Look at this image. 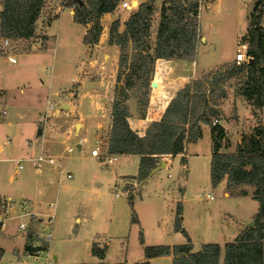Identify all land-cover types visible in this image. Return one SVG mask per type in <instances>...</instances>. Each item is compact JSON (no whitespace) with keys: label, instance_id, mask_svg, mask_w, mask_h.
Returning <instances> with one entry per match:
<instances>
[{"label":"rangeland","instance_id":"1","mask_svg":"<svg viewBox=\"0 0 264 264\" xmlns=\"http://www.w3.org/2000/svg\"><path fill=\"white\" fill-rule=\"evenodd\" d=\"M65 1L67 0H45L37 19L39 21L35 24V29H38L39 34H35L34 37L29 39L11 41V51L16 62H10L6 54L0 53V85L7 89L9 96L6 100L7 103L0 105V122L6 121L3 118H9L13 122L12 126H3L0 131V190L8 194L16 203L15 205L21 200L28 201L29 205L35 201L34 199H28L34 198L32 179L34 180L37 177L33 172V163L28 160L27 156L28 145L27 142L25 143L27 136L25 133L28 131V123L31 127L37 126L39 124L37 122L38 114L48 103H54L56 106L66 100L64 97L65 92L77 85L84 68L83 62H86V59H83L85 48L81 42V29L79 25L73 24L71 21L68 9L61 12L59 20H54L47 26L49 19L56 14L58 5L63 4ZM121 1L115 10V16L119 20L124 15H127L128 18L131 11L134 10L122 8ZM199 1L200 6L202 4L199 14L200 28L212 37L211 47L202 50L198 48L195 61L199 62V68L212 66L231 57L234 61L238 49L245 51L247 47L245 43H242L244 36L238 39L237 44V36L242 34L249 25L250 14L253 12L258 0ZM154 3L155 11L150 18V29L147 37L151 47L154 46L158 23L164 15L161 10L163 0H154ZM132 4L138 5L139 3L133 0ZM112 22L109 25V30ZM116 23H118L117 20ZM260 23L264 26V12ZM43 30L50 36L47 49L35 51L28 55L25 54L26 51H31L33 43L43 41L44 36L41 33ZM2 37L5 36L0 34V44L2 43ZM150 49L152 53V48ZM119 53L118 47V57ZM98 57L102 60V53ZM129 57L131 58L130 54ZM219 65L221 64L208 68L198 78ZM50 67L52 68L51 76L47 73V69ZM152 72H154V65ZM159 72L169 73L168 70H159ZM94 76L100 77V75ZM151 81H155L153 73L147 93H143L144 89L138 87L131 91L132 100L127 102V105L131 106L132 109L135 108L134 113L137 117L142 115L148 106L157 105L159 108L162 107L170 97V94L153 92L157 85L151 86ZM234 83L235 80L230 79L225 85L228 97L221 102L220 107L224 118L227 116L230 119L236 118L234 106L235 97L238 95L235 94ZM106 84L105 90L108 89V84L107 86ZM115 85L116 79L113 84V92ZM175 87L177 88V86ZM20 88H23L24 92L20 93ZM1 94L2 92H0ZM134 95L140 97L143 103L138 104ZM155 95L160 97L156 100V104L155 98L153 99ZM113 96L114 93L112 101ZM2 109L7 112V115H2ZM260 118L261 122H259ZM252 121H257V125H264V114L261 115L259 110L254 109V116L249 124L244 121L242 128L240 127L239 131L237 130L241 139L243 136L250 134L256 126L255 124L254 126L251 125ZM226 126L230 132L229 134H233V138L229 139L225 135L224 139L220 141V151L234 153L238 145L237 143L234 144L237 137L236 132H233L236 129L235 123H226ZM24 129L27 130L23 131ZM5 140H10V143L5 145ZM99 144L106 147L104 143ZM73 148L75 152L78 150L74 145ZM212 150L213 141L210 126L206 124L202 127L201 138L195 143L189 142L185 154L176 155L172 158L170 155L161 156L160 159H170L169 165L159 169L142 185L136 186V189L130 190V195L129 190L121 188L116 190L113 186L110 189L103 187L105 194L100 203L103 208L94 217L91 213H88V209L90 206H95L97 200L93 201L86 209V198L89 196L87 191H78L71 195H67V192L64 193L59 196L63 200H57V212L55 211V217L52 219L53 236L48 244L49 250L47 249L34 257L25 253L21 243L18 245L20 248L18 254L15 249L9 248L4 243L5 253H3L0 264H42L46 261L47 252L51 261L50 264H124L126 261H138L142 258L143 252L139 243L140 231L144 239L150 242L147 245H178L186 242L184 235L174 228L177 202H180L182 206L181 226L190 237L192 250H198L203 243H218L221 247L219 262L222 264L225 242L233 241L239 232L248 226L247 224L241 226L235 235L236 226L239 223L246 222L248 216L253 217L257 212L258 203L251 197V194L230 193L224 181L214 187L212 186L210 179ZM121 156L119 163H123V172L133 173L136 169L138 170L139 159L136 156ZM19 162L23 165V169L19 175H15V169ZM158 164L159 162L156 165ZM28 174L31 175V180H28ZM67 181L65 184H67ZM130 182L134 186L135 181L130 179ZM53 185L55 189V184ZM240 188H245L250 193L253 190L252 186H242ZM238 190L239 188L235 189V191ZM224 191L228 192L229 195L225 196ZM207 192L212 193L214 198L208 199L206 197ZM115 193L118 195H115ZM54 200L53 193L46 202ZM64 200H69V208H65ZM106 211L108 213L105 215ZM133 212L139 219L138 224L131 223L130 219ZM74 213L79 215L80 218L85 217V220L83 219L81 223L76 222ZM19 221L18 219L15 221L14 219L9 220L5 232H8L15 224L17 225ZM93 233L105 237L106 241L108 240L107 253L103 263H99V260L89 253V249L84 248L83 242H78V239L86 238L87 235ZM78 243H82V246H77ZM50 245L51 248L53 247L52 249H50ZM54 255L57 257L56 260L53 258ZM153 264H172L171 256L161 257Z\"/></svg>","mask_w":264,"mask_h":264},{"label":"trees","instance_id":"2","mask_svg":"<svg viewBox=\"0 0 264 264\" xmlns=\"http://www.w3.org/2000/svg\"><path fill=\"white\" fill-rule=\"evenodd\" d=\"M153 1L139 3L124 21L121 32L117 31L116 21L110 26L109 42L115 43L120 53L107 152L138 155L136 179L142 181L150 175L161 156L182 153L187 143H195L201 138V125H209L213 141L210 158L212 186L225 180L230 193L251 194L258 203L257 212L252 217L254 225L242 229L233 241L225 242L222 264H264V125H256L250 134L243 136L234 153H223L220 141L225 137L224 128L213 124L214 119L223 118L220 107L228 97L225 85L230 79L235 80L236 95L242 96L254 109L264 108V26L260 23L264 0L255 4L243 35L242 43L247 45L244 53L247 58L253 59L252 62H237L234 59L204 73L201 78L186 82L170 99L160 119L151 121L144 135H139L127 119L130 115L127 101L132 97L131 91L138 87L147 93L157 58L195 61L201 37L199 0H163L161 10L164 15L158 23L154 46L151 47L147 37L150 18L155 11ZM119 2L67 0L64 4L73 8L75 22L84 26L90 24L82 39L84 44L90 45L99 40L102 30L100 17L115 12ZM43 4L44 0H2L1 36L13 40L34 37L35 24ZM134 97L138 104L143 103L140 97ZM242 186H252L253 190L250 193L240 188ZM237 188L239 190L235 191ZM181 214L182 206L177 202L174 228L184 235L186 242L173 246L143 245L140 232L139 242L143 245L144 258L131 264H150L151 258L162 255H170L172 264H219L221 247L218 243H203L198 250H192L190 237L181 226ZM131 220L136 221L134 212ZM24 236L23 250L32 254L30 252L37 249L27 244L36 239L32 225ZM105 249L93 243L91 253L102 259Z\"/></svg>","mask_w":264,"mask_h":264},{"label":"crops","instance_id":"3","mask_svg":"<svg viewBox=\"0 0 264 264\" xmlns=\"http://www.w3.org/2000/svg\"><path fill=\"white\" fill-rule=\"evenodd\" d=\"M137 3H141L146 0H136ZM66 2V1H65ZM63 4L58 5V10L55 14V17L47 23V26L50 25L54 20L60 19V14L63 10L68 9L71 15V21L73 24L79 25L81 29V42L83 47L85 48V56L83 59H86V62H83L84 68L79 77V82L77 85L73 86L69 91L65 92V101L61 104L56 105L54 103H48L44 109L39 112L38 120L39 123L35 127H31L30 123H28V131L25 133L27 136L25 138V143L28 145V160L33 163L34 167V175L37 177L32 181V189H33V197L28 199H34V203L31 202L29 205V210L36 213L39 218H44L45 216H52V219L55 217V211L57 210V200H63L62 197H59L67 192V195H71L72 193L78 191H87L89 196L86 198V209L93 202L96 201L95 206H90L88 209V213H91L94 216L99 214L102 211L103 206L100 204L105 194L104 188H109L111 186L114 189L118 190V188L124 190H134L136 186L142 185L145 181H147L150 177H152L157 171L150 174L145 180L138 181L136 179V175L138 170L136 169L133 173H125L123 172V163H119L121 155L128 156H136L139 159L138 155L135 154H110L107 152V140L109 136V129L112 120L111 115V101L113 95V84L116 79L117 67H118V47L115 43L109 42V25L112 21H118L117 31L121 32L124 28V21L127 18V15H124L120 20L115 16V12H108L103 14L100 17V24L102 26L101 34L99 40L93 44H84L82 39L89 28L90 24L84 26L73 20L74 10L72 7L66 6ZM154 3V1H153ZM2 0H0V10H1ZM155 4V3H154ZM155 6V5H154ZM157 6V5H156ZM202 4L200 6L201 11ZM200 14V12H199ZM39 21V20H37ZM36 21V22H37ZM237 36V44L238 39L243 36L247 30ZM48 32V31H47ZM43 34V41H37L32 44L31 51H26L25 54H31L35 51H43L47 49L48 42L50 41V36L46 33L45 30L41 32ZM35 34H39L38 29H35ZM200 44L198 48L200 50L211 47L212 37L208 36L206 33L202 31L200 28ZM35 36V35H34ZM44 42V43H43ZM43 44V45H42ZM214 48V47H213ZM102 53V60L98 55ZM233 60V57L228 60H224L221 62H217L212 66H207L204 68H199V62L189 61L185 59L174 60V59H163L157 58L154 60V74L155 82L157 88L153 90V92H159L158 94H170L169 98L164 102L162 107L156 106H148L146 111L139 117L135 116V108H129V116L128 122L130 127L139 135H144L145 129L149 122L153 120H158L162 116L165 107L167 106L169 100L173 96V93L184 84V82L198 78L202 75V72L206 71L208 68H212L218 64H223ZM160 71H167L168 74ZM52 68L47 69V73L51 76ZM94 75H100V77H95ZM108 84V89H106L105 84ZM106 84V86H107ZM174 85V86H171ZM177 86V88L175 87ZM20 93L24 92L23 88L19 89ZM0 95L2 102L0 105H3L6 102L7 98H9L7 94V89L4 86L0 85ZM152 92V93H153ZM67 95V96H66ZM132 97L128 99L129 102ZM158 100L160 97L158 95L153 96ZM235 111L236 118L230 119L228 116L226 118L219 119L218 124L222 125L225 131V135L228 136L229 139L233 138V134L230 135L228 131V127L226 123H235L236 129L233 132H236V139L234 144H239L241 142V138L239 132V128H242V124L244 121H247V124L252 120L254 116V108L247 102L242 96L235 97ZM4 110V109H2ZM259 110L261 115L264 114V108L256 109ZM2 115H7V112ZM46 114V117L43 115ZM7 117V116H6ZM42 121H41V119ZM6 119L5 122H0V131L3 129V126H12L13 122L9 118ZM249 119V120H247ZM260 120V121H259ZM258 121L261 122V118ZM231 121V122H230ZM258 124L256 121H252V126ZM202 124L201 127H203ZM24 129L23 131H26ZM232 133V132H231ZM200 139V138H199ZM104 141V142H103ZM10 143V140H5L4 144L7 145ZM99 143H104L106 147L101 146ZM193 143V142H190ZM78 149L75 152L73 145ZM189 144V143H188ZM185 149L187 148V145ZM96 146L100 147L99 155H92L91 149ZM71 147L69 151L68 148ZM185 149L182 153L177 155L185 154ZM1 150V147H0ZM44 150L46 153L50 154L54 159L53 163L41 162L38 165L34 163L33 158L36 157L38 151ZM176 156V155H175ZM174 156H171V158ZM166 166L169 165L170 159H164ZM168 160V162H167ZM139 163V161H138ZM138 167V164H137ZM22 168L15 175H19ZM67 174L71 176L68 177ZM31 175L28 174V180H31ZM55 178V179H54ZM134 180L136 184L133 186L126 182ZM71 180V181H67ZM67 181V184L65 182ZM226 182L225 180H223ZM63 182V183H62ZM62 183V184H61ZM55 184V189L54 185ZM1 185V183H0ZM128 191V192H129ZM131 191L129 195L131 194ZM54 193L55 200L49 201L46 200ZM225 196H228V192H223ZM115 195H118L115 193ZM0 196L6 197L10 200L12 198L1 192ZM13 201V200H12ZM65 208H69V200H64L63 202ZM21 210L18 205H14L12 208V214L18 215ZM57 212V211H56ZM108 211L105 212V215ZM133 214V213H132ZM74 220L76 222H82L85 217L80 218L79 215L74 213ZM103 217V216H101ZM136 217V221H132L131 223L138 224L139 219ZM17 218H14V221ZM252 220V216H248V220L244 223H239L236 226L234 233L235 235L239 231L241 226L246 225L248 222ZM53 221V220H52ZM53 225V223H52ZM4 232V234H3ZM0 235V250L2 253H5V248L3 244L8 245L9 248L15 249L18 254L20 248L18 247L19 243L22 244V248L25 243V236L23 232L17 230V225L9 229L8 232L3 231ZM141 232V231H140ZM139 232V234H140ZM142 233V232H141ZM3 234V235H2ZM53 236V235H52ZM51 236V239H52ZM143 236V234H142ZM20 238V239H19ZM78 242L84 243V248L89 249V253H91L92 244L96 243L99 247H106L105 256L107 253L108 240H105V237L99 236L97 233H93L91 235H87L86 238L78 239ZM105 241V242H104ZM144 244L147 245L148 242L143 237ZM140 243V242H139ZM142 250L143 245L140 243ZM163 245V244H159ZM53 246V245H52ZM77 246H82V243H78ZM76 246V247H77ZM173 246V245H169ZM53 248V247H52ZM51 245H50V249ZM49 250V247H48ZM93 256V255H92ZM167 255L153 257L149 260L150 264H153L156 260L161 257H166ZM1 257V259H2ZM99 260V263L104 262V258L100 259L96 256H93ZM46 261L50 264L49 253L47 252ZM53 258L56 260L57 257L54 255ZM144 258V252H142V258L138 261H141ZM1 261V260H0ZM137 262V261H134ZM134 262H124V264H131ZM220 264V262H219Z\"/></svg>","mask_w":264,"mask_h":264},{"label":"built area","instance_id":"4","mask_svg":"<svg viewBox=\"0 0 264 264\" xmlns=\"http://www.w3.org/2000/svg\"><path fill=\"white\" fill-rule=\"evenodd\" d=\"M132 2L133 0H122L121 7L129 10L135 9L138 5H133ZM12 40L13 39L11 38L2 37V43L0 44V53L6 54L8 60L14 63L16 62V59L12 55V51H11ZM248 59L249 58L245 56L244 50L238 49L235 55V60L237 62H244V61L248 62ZM2 112L5 113V110H2ZM43 116L46 117V114H44ZM217 122L218 119L213 120V124H216ZM68 150L70 151L71 147H69ZM90 152L92 155H99L100 147L96 146L95 148L91 149ZM33 161L38 165L41 162L53 163L54 159L50 154L46 153L44 150H40L39 153L36 155V157L33 159ZM21 168H22V164L19 162L15 169L16 173ZM67 176L70 177L71 175L67 174ZM126 183L133 184L130 181ZM206 197L208 199H213L214 195L212 193L207 192ZM15 204L16 203L14 201L6 197L0 196V235L3 231H5L7 222H9V220H12L14 218L20 220L17 224V230L20 232L25 233L28 230V227L32 225V227L35 229L36 239L30 241L27 244L33 247V249L35 247H37V249H34L32 252H30L32 254H28V253L26 254L35 257L36 255H39L41 252H44L48 249V244L52 236V216H45L44 218L38 219V215L32 212L31 210H29V203L26 200H21L17 202V205L20 207L21 212L18 215H13L12 208ZM1 257H2V253L0 250V260ZM42 264H48V261L47 262L45 261Z\"/></svg>","mask_w":264,"mask_h":264},{"label":"water","instance_id":"5","mask_svg":"<svg viewBox=\"0 0 264 264\" xmlns=\"http://www.w3.org/2000/svg\"><path fill=\"white\" fill-rule=\"evenodd\" d=\"M252 60H253L252 58H249V59H248V62H252ZM151 86H156V82H155V81H151ZM165 165H166L165 160H164V159H160L159 164L156 165V166L151 170V173H150V174H152V173H154L155 171H157V170L163 168ZM247 225H248V226H252V225H254V221L252 220V221L248 222Z\"/></svg>","mask_w":264,"mask_h":264}]
</instances>
